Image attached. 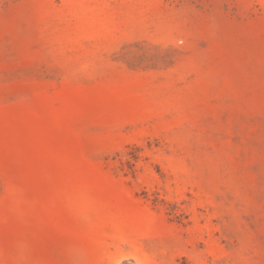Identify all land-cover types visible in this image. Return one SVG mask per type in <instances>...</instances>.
<instances>
[{
    "label": "rangeland",
    "instance_id": "374dc122",
    "mask_svg": "<svg viewBox=\"0 0 264 264\" xmlns=\"http://www.w3.org/2000/svg\"><path fill=\"white\" fill-rule=\"evenodd\" d=\"M0 264H264V0H0Z\"/></svg>",
    "mask_w": 264,
    "mask_h": 264
}]
</instances>
